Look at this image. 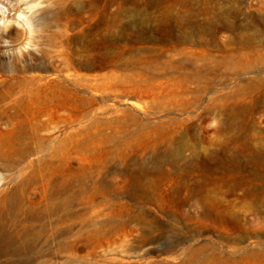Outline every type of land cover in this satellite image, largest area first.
<instances>
[{
    "label": "rangeland",
    "instance_id": "374dc122",
    "mask_svg": "<svg viewBox=\"0 0 264 264\" xmlns=\"http://www.w3.org/2000/svg\"><path fill=\"white\" fill-rule=\"evenodd\" d=\"M86 1L76 0L79 5ZM108 1L105 17L85 5L75 10L70 24L76 36L90 42L91 68H76L77 58L72 57L73 48L82 50L87 42L72 43L63 55L70 57L73 73L87 74L88 87L80 75L64 79L68 93H62L60 102L71 104L59 106L55 128L40 130L43 148L31 155L48 158L49 137L58 134L61 174L78 176L86 188L72 191V200L70 192L62 195L73 213L59 211V239L62 245L66 242L59 255L52 257V241L40 242L43 255L29 264H49L50 259L54 264L67 259L66 264H172L190 246H203L225 260L243 259L264 246V207L218 188L210 191L221 200L216 205L221 216L244 220L239 229L227 222L199 224L184 215L197 207L182 202L189 188L184 182L190 159L262 152L264 0H121L128 9L119 20ZM10 2L15 16H31L24 1ZM48 20H40L37 29H63ZM201 29L207 32L204 42L186 39ZM37 33L35 40L21 37L13 46H8L10 38L0 39V51L22 49L21 65L41 63L34 73L50 76L48 57L35 53L41 45L32 46L41 40ZM19 167L15 161H0V193L20 178ZM142 192L151 197H141ZM84 212L88 220L81 226L77 220ZM30 223L38 228L37 221ZM71 223L73 234L64 233ZM67 241L74 250H64ZM7 260L1 256L0 264Z\"/></svg>",
    "mask_w": 264,
    "mask_h": 264
},
{
    "label": "bare ground",
    "instance_id": "6f19581e",
    "mask_svg": "<svg viewBox=\"0 0 264 264\" xmlns=\"http://www.w3.org/2000/svg\"><path fill=\"white\" fill-rule=\"evenodd\" d=\"M8 1L0 0V39L10 38L8 46H13L12 42L21 37L23 39L31 37L35 40L37 38L35 33L38 32V39L41 38V40H39L38 45L32 46L41 45L40 49L35 47V53H38L40 57H48V65L52 71L50 76L40 75L41 73L34 72L35 70H41V63L33 66L21 65L25 62H21L25 55L22 49H20V53L0 51V161L2 163L3 161H15L20 166L16 169L17 171L20 169V178L13 183L9 179L7 181V183H11L9 189H4L0 193V257L7 256L8 260L5 264H29L43 255L40 246H37V243L40 242L48 244L49 241H52L54 243L52 257L59 255L61 246L66 244L65 242L62 245L59 239L63 232L60 225L63 216L60 215L61 212L59 211L64 208L66 216L73 210L67 204L68 200L62 198V195L70 192L69 196L72 200L74 197L72 191L75 192L77 187L78 190L86 188L82 179L78 176L61 174V157L57 145L58 134L53 132L52 136H45L49 137L52 143L48 158L43 155H34L33 158L31 155L37 154V152L40 153L41 148H43L40 142L44 136L40 134V130L44 127L55 128L58 122L56 113L59 106L63 108L71 104L60 102L62 93H68L63 85L65 80L71 78L72 75H80L83 81L82 85L88 87L87 74L75 72L74 74L71 71L73 64L69 60L70 57L64 58L63 55L64 49L66 47L71 48L72 43L87 42L88 44L82 50L73 48L72 57L77 58L76 68L85 70L91 68L89 64L92 49L90 42L76 36L74 27L70 24L75 10H77V7L85 5L90 11H103L105 17L109 1L88 0L79 5L76 0H21L24 1L26 8L32 11L31 16L28 17L27 15L15 16L12 13L14 7L11 2L7 3ZM110 3L114 4L112 12L119 20L128 8L123 7L121 0H112ZM37 13H40L37 19H33L32 15ZM45 18L47 20L49 18L47 22H54L56 26L61 25L60 28L63 29H46L47 32L37 29L40 20L43 19L44 21ZM29 23L30 26L27 27ZM19 25L22 27L19 28ZM206 33L203 29L197 30L191 35H187L186 39L195 43L204 42ZM213 36L211 35V37ZM103 39L101 38V40ZM22 46L20 45L19 48ZM73 95L78 96L79 101H83L82 95L77 93H73ZM129 102L136 103L133 100ZM259 151L262 152L249 154L242 158L229 156L226 159H217L207 156L203 159H196L195 157L190 159L186 169L187 180L184 182L185 187L189 188L182 204L192 201L189 204L197 207V209L196 212H185L184 215L195 219L199 224H204L206 221L209 223L227 222L234 224L239 229L243 228V219L225 218L218 213L216 205L221 200L210 195L209 192L217 191L216 188H218L226 194L236 195L237 198L245 200L252 206L263 208L264 145L259 148ZM150 183L151 181H146L145 185ZM258 183L262 186L260 189L257 188ZM141 194L143 198L146 196L151 197L146 192ZM87 216V212L81 213L77 224L86 225ZM74 218L76 217H73V223H76ZM138 219L139 222L145 221L140 217ZM30 220L37 221L38 228L35 223H30ZM73 223L65 225L64 233L73 234ZM32 230L34 232L33 238L30 237ZM153 239L156 240V236ZM72 246V243L69 242L64 250H74ZM257 250H251L243 259L225 260L224 257L213 254V252L207 253L203 246L199 248L190 246L184 247L183 251L180 249L185 257L183 256L178 262L172 264H264V246ZM257 254L262 255L257 256ZM255 257L257 262L251 263V260ZM69 261L70 259H67L62 264ZM44 262L41 261L38 264ZM55 262L50 259L49 264ZM157 264L171 263L161 261Z\"/></svg>",
    "mask_w": 264,
    "mask_h": 264
}]
</instances>
